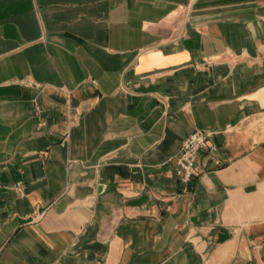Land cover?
<instances>
[{"label": "crops", "instance_id": "1", "mask_svg": "<svg viewBox=\"0 0 264 264\" xmlns=\"http://www.w3.org/2000/svg\"><path fill=\"white\" fill-rule=\"evenodd\" d=\"M0 264H264V0H0Z\"/></svg>", "mask_w": 264, "mask_h": 264}, {"label": "built area", "instance_id": "2", "mask_svg": "<svg viewBox=\"0 0 264 264\" xmlns=\"http://www.w3.org/2000/svg\"><path fill=\"white\" fill-rule=\"evenodd\" d=\"M207 138V133L194 130L183 138L179 144L178 152L174 158V175L182 185L183 190L193 177L197 157L204 151L209 150L206 144ZM214 164L217 165V162L214 161Z\"/></svg>", "mask_w": 264, "mask_h": 264}, {"label": "water", "instance_id": "3", "mask_svg": "<svg viewBox=\"0 0 264 264\" xmlns=\"http://www.w3.org/2000/svg\"><path fill=\"white\" fill-rule=\"evenodd\" d=\"M149 89H147V90H145V89H140L139 91H148ZM137 202H139V200H136V201H134V203H137Z\"/></svg>", "mask_w": 264, "mask_h": 264}]
</instances>
